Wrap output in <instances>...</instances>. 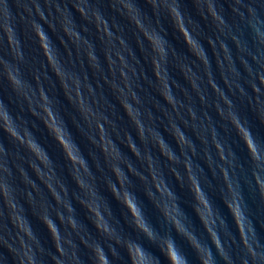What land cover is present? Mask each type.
<instances>
[{
  "label": "clouds",
  "instance_id": "clouds-1",
  "mask_svg": "<svg viewBox=\"0 0 264 264\" xmlns=\"http://www.w3.org/2000/svg\"><path fill=\"white\" fill-rule=\"evenodd\" d=\"M33 4L43 20L49 22L48 13L40 0H0V83L9 86L19 98L21 107L27 105V114L21 116L8 100L0 97V137H6L7 142L10 138L18 146L44 156L43 163L30 158H24L23 163L16 162L14 156L18 153L10 152L9 144L0 138V264H124L125 254L127 264H164L165 261L166 264H190L176 237L187 242L199 264H218L207 242L196 233L192 216L182 206L180 192L188 191L189 187L184 184L185 172L181 173L177 165L185 166L189 182L195 185V203L191 209L196 217L199 216L200 225L203 223L202 228L223 264H264V240L250 217L239 177H233L228 171L229 168L243 169L246 164L254 181V186L248 183L249 189H257L259 182V191L264 196V138L254 133L239 103L243 101L252 109L259 106L264 111V0H231V19L223 15L222 0H212L215 17L219 18V24L223 26L220 31L226 30L225 35L219 36L220 45L229 52L231 59V75L228 70L223 74L228 83L227 92L216 81L213 60L204 42L194 37L188 28V23L194 21L191 13H188L187 19L185 17L186 0H113L111 6L114 9L133 17L139 29L136 35L140 45L146 58L156 68L160 95L175 113L164 128L157 123L152 109L144 106L139 92L134 88L133 76L139 81L140 73L134 71L133 76L128 75L127 58L119 50L115 55L119 56L123 64L120 68L123 84L116 80L117 60L112 50L97 49L94 42H88L90 51L87 69L97 78L93 83L87 70L80 72L73 61L65 60L43 24L36 18ZM56 6L61 10L67 7L61 5L59 0H56ZM78 6L88 16L93 5L91 0H80ZM21 7L27 10V15L19 11ZM201 8L207 17L203 2ZM97 15L107 28V42L114 41L115 34L107 19L99 10ZM177 18L187 36V43L195 46L207 65L206 74L197 73L191 64L185 65L186 72L194 77L192 84L199 103L192 100L185 104L178 97L174 89L180 85L168 67L171 42L162 29V22ZM29 28L40 38L47 57L42 70L32 69L31 78L25 71L30 59L24 51L23 38ZM101 30L104 31V28ZM72 33L75 34L74 42L78 43L82 39L79 27L74 25L70 29ZM105 39L102 35L101 40ZM216 39V36L209 37L214 46ZM120 42L125 48L130 47L123 36ZM131 51L135 56L134 47ZM106 59L108 64L105 63ZM49 62L52 64L51 72L48 70ZM81 63H84L83 57ZM109 71L112 73L111 79ZM53 72L61 77L62 84L68 90L71 106L63 93L57 91L50 94L45 87V80L54 81ZM101 76L119 94L120 103L137 126L140 142H137L131 131L127 133V139L136 156L141 161H147L145 168L137 167L131 158H127V164L123 163L125 154L111 139L105 127L107 122L114 130L118 128L109 115V108L115 110L117 105L111 97L104 95ZM209 85L218 97L215 100L212 99ZM97 87L101 89L100 93H97ZM100 96L104 98L103 108L100 106ZM158 103L165 107L163 101ZM66 110L71 111V116ZM218 117L225 123L218 126ZM44 125H48L47 130L51 132L60 155L65 158L64 164L59 166L71 173V180L75 181L78 188L70 189L68 177L61 178L57 173V159L37 135V130L43 129ZM95 125L101 131L100 139L95 131H88L89 127ZM185 127L191 132H186ZM166 131L172 135L177 132L180 134L174 142L176 147L167 142L164 135ZM201 133L204 134V147H200L198 153L196 141ZM81 134L97 146L103 141L105 153L109 152L108 145H111L119 157L118 162L112 165L111 172L101 177L93 171L85 147L81 146ZM208 134L211 135V143H208ZM233 137L242 145L245 161L241 160L233 147ZM159 145H163L166 151H157V157L152 150ZM66 146L71 147V152ZM213 146L217 150L215 156ZM198 154L200 157L203 154L201 158L208 162V170L222 169L224 172L219 194L237 229L238 242L231 234V226L217 208L213 196L206 190V186H211L207 184L203 169L191 159ZM159 157L166 158L167 167L176 174L177 179H169ZM33 165L56 196L55 203L45 200L40 215L42 223L51 233V239L48 240L51 247L46 246L47 241L34 228L25 207V201L36 204L33 188L43 192L29 171ZM99 171L103 172L102 166ZM202 177L206 183L202 182ZM53 178L59 182L58 187L52 183ZM177 180L180 182L177 183ZM74 198L88 208L91 213L89 219L106 238V244L95 239L88 223L78 217ZM57 204L60 205L59 209ZM53 213L65 226V233L62 234ZM9 217L12 218L11 224ZM18 218H22L23 223L16 224ZM221 233L225 237L223 240ZM74 234L79 237L80 243L73 238ZM52 241L55 242L54 249ZM152 247L158 250L159 255L151 250Z\"/></svg>",
  "mask_w": 264,
  "mask_h": 264
},
{
  "label": "water",
  "instance_id": "water-1",
  "mask_svg": "<svg viewBox=\"0 0 264 264\" xmlns=\"http://www.w3.org/2000/svg\"><path fill=\"white\" fill-rule=\"evenodd\" d=\"M79 2L80 0H67V7L65 8L63 23L57 44L60 52L63 53L65 60L73 61L75 63L76 69L80 72L87 70L90 79H92L93 83H95L97 79L96 76L92 75L90 69H87V60L89 59L88 53L90 51V45L88 42H94L97 49L110 48L117 60L116 80L117 82L123 84L124 81L120 73V68L123 67V64L120 61L119 56L115 55L117 50H119V52L127 58L128 67L126 68V71L128 75L133 76L134 71H138L140 73L141 79L139 81H136L135 77L133 76L134 88L136 91L139 92L144 106L146 108L150 107L152 109V111L157 117V123L160 125L161 128H164L166 125L169 124L171 117L175 115V113L173 112L171 105L167 101H164L163 96L160 95V81L157 80L156 77V68L152 64L151 60L149 58H146L143 48L140 45L139 38L136 35L139 29L136 23L134 22L133 17L127 12L121 13L117 9H114L111 6L113 0H91L93 6L89 12V15L85 16L84 11L78 6ZM202 2L207 8V17H205L204 12L201 8ZM222 3L224 4L223 15L231 19V0H222ZM186 5L187 6L185 8V17L187 19L188 13H191V16L193 17L194 21L192 23H188V28L194 37H198V39L204 42L208 50V54L212 57L213 60L212 69L214 72L216 71V81L218 85L227 92L228 83L226 82V78L223 74L225 70H228L229 75H231V59L229 52L226 51L220 45L219 36L225 35L226 30L224 32L220 31L223 26L219 24V18L215 17V14L212 9V0H186ZM97 10H99V12L102 13L103 16L107 19L108 24L111 27V31L115 34L114 41L107 42V28L104 27L103 21L97 15ZM153 19L155 21V17H153ZM74 25L79 27L80 34L82 37V39L78 43L74 42L75 34H70V29H72ZM102 28H104V31L101 30ZM162 29L171 42L168 67L172 76L180 85L179 88H175L174 90L177 92L178 97L184 100L185 104L190 103L192 100H195L197 103H199V98L196 96V92L192 84V80L194 79V77L186 72L185 65L191 64L193 69L197 73L206 74L207 65L203 62L202 54H198V50L195 48V46H189V44L187 43V36L185 35L178 18L174 21L165 19L162 22ZM141 34L143 35V33ZM102 35L105 36V41L101 40ZM121 36H123V38L128 42V45L130 47L125 48V46L121 44ZM212 36L217 37L215 46L209 40V37ZM147 40L148 38L147 36H145V41L147 42ZM132 47L135 48V56L132 55ZM173 48L175 49V51H172ZM82 57L84 59V63H81ZM105 63L108 64L107 59L105 60ZM71 66V63H69V67ZM52 74L55 79L54 81L48 80L46 88L49 90L50 94H55L57 93V91L63 93L65 99L68 100L69 105L71 106V97L68 95V90L62 84L61 77L56 75L54 72ZM109 78H112L111 71H109ZM153 81H156L155 85L153 84ZM100 82L104 85V95L111 97V99L115 101L117 105L115 110L109 108V115L111 119L116 122L118 128L114 130L112 125L108 124L107 122H105V127L108 128L111 139L115 142L117 146H119V148L125 154L126 158L123 163L127 164V158H131V160L137 165V167H147V161H141L136 156L130 142L127 139V133L131 131L133 133V136H136L137 142H140V136L137 130V126L133 122V118L128 114L127 110H125L123 104L120 103L119 94L109 83L104 81L103 76L100 77ZM209 89L211 91L212 99H217L218 97L215 91L211 89L210 85ZM100 92L101 89L97 87V93ZM85 93L87 95V89L85 90ZM60 98L62 100L64 99L63 96H61ZM93 99L95 100L96 98L94 97ZM234 99H236V97H234ZM99 101L101 108H103L105 103L103 96L99 97ZM158 101H163L165 107H161ZM239 103L241 106V112L242 114L247 116L254 133L258 137L264 138V111H262L259 106H257L255 109H252L243 101H240ZM66 111H68L69 116H71V111ZM145 119L147 121V114ZM217 120L218 126L225 123V121H223L219 117L217 118ZM47 129L48 125H44L43 129L37 130V135L41 137V142L45 143L49 151L53 154L54 158L57 159V173L60 175V177H68L70 189L78 188V185H76L75 181L71 180V173L66 168L62 170L59 166L64 164L65 158L60 155L56 142L53 140L51 132ZM184 130L186 132H191V129L187 127H185ZM88 131L90 133L92 131H95L97 138H101V131L98 125H95V127H89ZM164 135L167 142L169 144H172L173 147H176L174 142L179 139L180 134L177 132L175 135H172L171 133L166 131ZM203 138L204 134L201 133L196 141L198 153L200 147H204ZM80 139L81 146L85 147V152L89 157L90 163L92 164L93 171H96L97 174L101 177L104 175V173L111 172L112 165L116 164L119 160L117 154L112 150L111 145H108L109 152L105 153L103 141H101L100 146H97L96 144L92 143L87 136L83 134L80 135ZM211 142V135L208 134V143ZM233 147L240 154L241 160L245 161L246 154L244 152V149L242 145L235 141L234 137ZM66 148L69 152H71L70 146H66ZM152 151L153 155L158 157V152L163 153L164 151H166V149L163 145H159V147H153ZM215 151L217 150L213 146V156H215ZM178 153L179 149L177 148V154ZM202 155L203 154H201V157ZM201 157L200 154H198L195 157H191V159L194 163H198L199 166L203 169V175L207 180V184L211 186L210 188L206 186V190H208L209 194L213 196L217 208L223 214L224 218L228 221V224L231 226V234L235 236L238 242L239 235L237 229L235 228V225L231 220L230 214L228 213L225 205L220 199L219 188L223 186L224 172L222 169L212 170L211 168H209L208 170V162L202 159ZM26 158L35 159L41 163H43L44 161L43 154L30 152L29 150ZM159 158L161 160V165L164 166V172L167 174L169 179H177L176 174L169 170V168L167 167L168 162L166 161V158ZM217 159H219V157H217ZM101 166L103 168V172L99 171ZM177 167H179L181 173L185 172L184 184L189 187V190L185 192H180V190L177 189V191L180 192L183 198L182 206L195 221V231L198 236H200L203 241L207 242L208 246L211 248L213 256L217 259L218 264H223V261L220 260L219 256L216 254V249L214 245L211 244L210 238L207 236V234L202 228V226H204L203 223L200 225L199 216L196 217L193 210L191 209V205L195 203V185L189 182L185 166L177 165ZM29 171L31 172L32 177L35 179L36 183L40 186V189H42L43 192L41 193L39 190L33 188V192L36 194L37 197L36 204L33 205L30 201H25V207L27 209L28 215L31 217L34 228L41 234V237L47 241L46 246L51 247V242L48 241L51 239V233L48 231L47 226L42 223L40 215L43 213V205L45 203V200H51L53 203H55L56 196L53 194V191L49 187V184L45 180L40 178V175L38 174V171L36 170L34 165L29 168ZM218 171L220 172V176ZM228 171L233 177H239L243 189V194L248 204V211L250 217L253 219L254 225L258 233L260 234L262 240H264V196H262L259 191V182H257V189H255L254 187L252 190L249 189L248 183L251 182L254 186V181L251 180V175L247 169L246 164L244 165L243 169L233 170L232 168H229ZM216 172L217 176L215 175ZM179 182L180 181L177 180V183ZM202 182L206 183L203 177ZM52 183L55 184L57 187L59 186V182L55 178H53ZM73 203L77 208L78 217L88 223V226L92 231L93 237L99 240L101 243L106 244V238L96 228L95 223H93V221L89 219L91 213L89 212L88 208H86L83 204L79 202V200L75 198L73 200ZM56 207L59 209L60 205L57 204ZM65 214L67 215L66 209ZM53 216L56 217V222L60 225L62 234L65 233V226L63 225V223H61L59 217L56 215V213H53ZM9 223H12L11 217H9ZM21 223H23L22 218H18L16 220V224ZM13 230H16L15 226H13ZM73 238L76 239L77 243H80L79 237L75 236V234ZM176 239L177 242L183 247L185 254L189 258L190 264H199V260L196 254L189 247L187 242L181 239L180 237H176ZM221 239H225L223 233H221ZM52 247L53 249L55 248L54 241H52ZM149 247L151 246L149 245ZM233 247L235 254V246ZM151 250L157 255H159V252L155 247H152ZM161 259L163 261V257H161ZM124 264H127L126 254L124 255ZM164 264H166V261L164 262Z\"/></svg>",
  "mask_w": 264,
  "mask_h": 264
}]
</instances>
